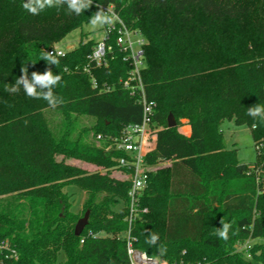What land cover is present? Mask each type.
Wrapping results in <instances>:
<instances>
[{"label": "trees", "instance_id": "trees-1", "mask_svg": "<svg viewBox=\"0 0 264 264\" xmlns=\"http://www.w3.org/2000/svg\"><path fill=\"white\" fill-rule=\"evenodd\" d=\"M24 2L0 0V241L18 252L11 264H58L61 255V264H131L129 229L134 247L156 258L146 239L159 234L167 247L159 260L169 264H264V152L257 151L254 165L242 163L222 131L233 120L251 129L256 146L264 142V122L247 115L264 104V0H93L79 15L67 5L33 15ZM109 6L147 41L142 78L157 103L158 131L146 161L152 168L172 161L150 171L141 201L148 212L131 226L130 182L111 174L123 154L96 139L142 120V105L123 85L130 61L116 46L108 66L92 69L94 87L85 66L97 41L83 32L57 65L41 58ZM22 67L29 78L49 68L61 75L53 91L63 103L50 107L22 87L6 92ZM48 110L60 114L57 127ZM170 114L176 127L168 126ZM182 119L191 136L179 131ZM70 186L85 192L90 211L80 236ZM221 219L232 223L227 241L216 235ZM251 240L248 257L240 247Z\"/></svg>", "mask_w": 264, "mask_h": 264}, {"label": "built area", "instance_id": "built-area-1", "mask_svg": "<svg viewBox=\"0 0 264 264\" xmlns=\"http://www.w3.org/2000/svg\"><path fill=\"white\" fill-rule=\"evenodd\" d=\"M101 12L110 18L111 22L105 23V35L94 45L92 53L89 55V62L85 66V71L92 76L93 85L97 87L96 80L92 75V69L108 66L113 58L115 47L123 53L124 59L130 61L132 69L126 80L123 81L125 89L137 99L142 105V120L125 126L119 135H97L96 139L104 143L103 148L109 151L121 152L123 155L116 158L118 163L117 178L128 180L130 187L128 191V221L132 222L140 212H148V208L141 207V201L145 189L148 186L150 171L153 169L146 161V156L154 150L157 141L158 127L154 121L157 111V103L149 100L144 81L142 69L145 65L144 47L147 43L143 35L130 29L113 6L102 7ZM135 37L138 39L134 40ZM63 53L57 46L48 49V52ZM58 55V56H63ZM259 153L264 152V142H259L256 146ZM264 192V183L261 188ZM128 240L127 250L131 264H164L156 257L149 255L146 251L134 247L130 229L125 233ZM250 241L243 245L248 257H250ZM19 255L8 241H0V264H11L18 261ZM166 264H169L166 262Z\"/></svg>", "mask_w": 264, "mask_h": 264}, {"label": "clouds", "instance_id": "clouds-1", "mask_svg": "<svg viewBox=\"0 0 264 264\" xmlns=\"http://www.w3.org/2000/svg\"><path fill=\"white\" fill-rule=\"evenodd\" d=\"M93 0H25L22 7L33 15H39L42 11L59 7L61 5H67V9L70 13L77 15L84 12L92 5ZM111 22L110 18L104 16L101 11L95 13L90 18V23L93 27L102 26L105 23ZM58 55L63 53L45 52L41 58L47 61L49 65H57L59 60ZM21 75L15 80L12 86H6L5 91L9 93H18L23 88L27 97L32 99H43L47 101L50 107H57L63 103L62 98L58 97L53 89L61 82L62 77L59 74H53V71L49 68L43 73L33 71L29 78L27 67L21 68ZM247 115L253 119H259L264 122V104H256L248 108ZM222 227L216 229V235L227 241L229 239V230L232 227V223L225 222L224 219L220 221ZM160 237L157 233H150L146 239V243L150 247H155L157 251V259L162 258L167 253V247L163 244H159ZM166 264V261L164 262Z\"/></svg>", "mask_w": 264, "mask_h": 264}, {"label": "rangeland", "instance_id": "rangeland-1", "mask_svg": "<svg viewBox=\"0 0 264 264\" xmlns=\"http://www.w3.org/2000/svg\"><path fill=\"white\" fill-rule=\"evenodd\" d=\"M83 33H89V38H93L95 41L102 39L105 35V24L102 26L93 27L91 23L85 25L82 29H76L68 34L60 43L56 46L63 52L70 51L79 45L81 40V36ZM138 39L135 37L134 40ZM48 120L53 127H57L62 122V118L60 114H58L55 110H48L46 112ZM92 118H84L83 124L89 125L92 124ZM222 131L225 138V143L228 148L236 149L237 156L240 162L254 165L257 161V148L255 145L254 138L251 133V129L246 125H237L233 120H226L222 124ZM100 143V142H99ZM77 165H81L85 169L89 171H103V167L97 166L89 163H82L79 161H75ZM154 169V168H153ZM118 170H112V175H117ZM66 190L71 195V201L73 202L72 210L76 212L79 216V219L83 218L85 213L84 201L86 198V194L79 187L70 186L67 187ZM78 219V220H79ZM105 235L104 233H102ZM254 241H250L249 244L252 245ZM241 250L243 246L240 247ZM239 251V246H238ZM63 260V255L60 256L58 264H61Z\"/></svg>", "mask_w": 264, "mask_h": 264}, {"label": "water", "instance_id": "water-1", "mask_svg": "<svg viewBox=\"0 0 264 264\" xmlns=\"http://www.w3.org/2000/svg\"><path fill=\"white\" fill-rule=\"evenodd\" d=\"M177 122L173 114H170L168 117V126L169 127H176ZM90 217V211H87L83 218L79 219L76 226H75V234L80 236L85 228L88 226Z\"/></svg>", "mask_w": 264, "mask_h": 264}, {"label": "crops", "instance_id": "crops-1", "mask_svg": "<svg viewBox=\"0 0 264 264\" xmlns=\"http://www.w3.org/2000/svg\"><path fill=\"white\" fill-rule=\"evenodd\" d=\"M182 126H180L179 131L186 135V136H191L192 134V128L191 125L189 124V120L188 119H182ZM183 128H186V131H183ZM231 149V148H229ZM172 161H164L159 163L157 166L153 167L154 169H159V168H165V167H169L171 166Z\"/></svg>", "mask_w": 264, "mask_h": 264}]
</instances>
